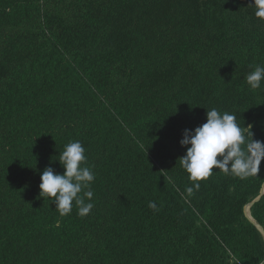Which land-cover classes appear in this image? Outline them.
Here are the masks:
<instances>
[{
    "label": "trees",
    "instance_id": "obj_1",
    "mask_svg": "<svg viewBox=\"0 0 264 264\" xmlns=\"http://www.w3.org/2000/svg\"><path fill=\"white\" fill-rule=\"evenodd\" d=\"M250 2L0 0V264H264V160L191 195L179 163L211 108L264 142ZM73 140L96 175L85 217L39 196Z\"/></svg>",
    "mask_w": 264,
    "mask_h": 264
},
{
    "label": "clouds",
    "instance_id": "obj_2",
    "mask_svg": "<svg viewBox=\"0 0 264 264\" xmlns=\"http://www.w3.org/2000/svg\"><path fill=\"white\" fill-rule=\"evenodd\" d=\"M248 6L256 18L264 19V0H251ZM245 80L251 90L261 89L264 65L252 67ZM206 117V122L194 130L184 129L180 140L181 146L186 147V154L179 158V163L193 181V185L186 188L189 195L200 188L199 181L210 177L214 169L245 179L256 175L264 160V142L255 140L252 131H246L247 127L242 128L235 113L211 108L207 109ZM58 160L64 172H57L52 166L45 167L39 196L51 199L61 216L69 215L75 205L77 214L85 217L94 208L91 185L96 175L93 167L87 165L84 145L79 140L67 143ZM149 207L156 209L155 202L150 201Z\"/></svg>",
    "mask_w": 264,
    "mask_h": 264
},
{
    "label": "water",
    "instance_id": "obj_3",
    "mask_svg": "<svg viewBox=\"0 0 264 264\" xmlns=\"http://www.w3.org/2000/svg\"><path fill=\"white\" fill-rule=\"evenodd\" d=\"M264 194V185H263V187H262V191H261V195H263ZM259 198H260V196L257 198V199H255L254 201H252L250 204H248L247 206H246V208H245V211H246V215L248 216V218H250L254 223H256V221L252 218V216H251V214H250V208H251V206L256 202V201H258L259 200ZM249 211V212H248ZM259 226V228L261 229V231L263 232V234H264V229L260 226V225H258Z\"/></svg>",
    "mask_w": 264,
    "mask_h": 264
},
{
    "label": "bare ground",
    "instance_id": "obj_4",
    "mask_svg": "<svg viewBox=\"0 0 264 264\" xmlns=\"http://www.w3.org/2000/svg\"><path fill=\"white\" fill-rule=\"evenodd\" d=\"M249 212V211H248Z\"/></svg>",
    "mask_w": 264,
    "mask_h": 264
}]
</instances>
